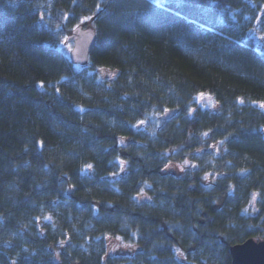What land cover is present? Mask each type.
<instances>
[{
	"label": "trees",
	"instance_id": "trees-1",
	"mask_svg": "<svg viewBox=\"0 0 264 264\" xmlns=\"http://www.w3.org/2000/svg\"><path fill=\"white\" fill-rule=\"evenodd\" d=\"M261 104L264 0H0V264H231L264 240Z\"/></svg>",
	"mask_w": 264,
	"mask_h": 264
},
{
	"label": "water",
	"instance_id": "water-1",
	"mask_svg": "<svg viewBox=\"0 0 264 264\" xmlns=\"http://www.w3.org/2000/svg\"><path fill=\"white\" fill-rule=\"evenodd\" d=\"M65 43H71L72 48L69 52V59L75 65H85L88 62L89 54L95 43V31L92 27L79 25L74 28L66 37ZM177 110H167L160 115L161 121L170 120L176 115ZM140 125H138V129ZM72 190H68L71 194ZM133 249H130L131 252ZM134 250L139 251L140 247ZM231 264H264V240L246 239L242 243L235 244L229 248Z\"/></svg>",
	"mask_w": 264,
	"mask_h": 264
},
{
	"label": "rangeland",
	"instance_id": "rangeland-1",
	"mask_svg": "<svg viewBox=\"0 0 264 264\" xmlns=\"http://www.w3.org/2000/svg\"><path fill=\"white\" fill-rule=\"evenodd\" d=\"M84 27H90V24H89V21H86L84 24ZM72 48V44L71 43H63L61 46H60V49L66 54V55H69V52ZM198 104L200 105H206L210 108H212L214 106L213 104V101L210 99V98H207V97H203V96H200L198 98ZM214 108V107H213ZM174 171H177V170H181V171H185L186 169H188V165L187 164H180L174 168H172ZM250 208L251 210H254L255 208V205H254V201L252 202V204L250 205Z\"/></svg>",
	"mask_w": 264,
	"mask_h": 264
},
{
	"label": "snow or ice",
	"instance_id": "snow-or-ice-1",
	"mask_svg": "<svg viewBox=\"0 0 264 264\" xmlns=\"http://www.w3.org/2000/svg\"><path fill=\"white\" fill-rule=\"evenodd\" d=\"M201 96H203V94H201ZM261 107H264V104H261ZM167 111V109L165 110ZM141 123H143V121H141ZM88 167H91V165H88ZM207 178V177H205ZM254 198H255V194H253ZM245 211H247V209H245ZM179 252V250H177Z\"/></svg>",
	"mask_w": 264,
	"mask_h": 264
}]
</instances>
